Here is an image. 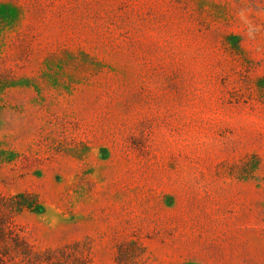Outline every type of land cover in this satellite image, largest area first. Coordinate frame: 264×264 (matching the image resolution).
<instances>
[{
  "label": "rangeland",
  "instance_id": "obj_1",
  "mask_svg": "<svg viewBox=\"0 0 264 264\" xmlns=\"http://www.w3.org/2000/svg\"><path fill=\"white\" fill-rule=\"evenodd\" d=\"M0 264H264V0H0Z\"/></svg>",
  "mask_w": 264,
  "mask_h": 264
},
{
  "label": "trees",
  "instance_id": "obj_2",
  "mask_svg": "<svg viewBox=\"0 0 264 264\" xmlns=\"http://www.w3.org/2000/svg\"><path fill=\"white\" fill-rule=\"evenodd\" d=\"M0 246L10 251H16L25 258H30V247L18 235L12 232L11 223L0 222ZM1 248V247H0Z\"/></svg>",
  "mask_w": 264,
  "mask_h": 264
}]
</instances>
